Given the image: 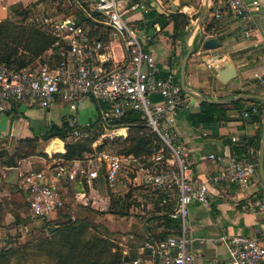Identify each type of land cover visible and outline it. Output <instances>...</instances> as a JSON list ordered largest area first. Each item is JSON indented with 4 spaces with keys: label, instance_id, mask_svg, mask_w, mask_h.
Segmentation results:
<instances>
[{
    "label": "built area",
    "instance_id": "obj_1",
    "mask_svg": "<svg viewBox=\"0 0 264 264\" xmlns=\"http://www.w3.org/2000/svg\"><path fill=\"white\" fill-rule=\"evenodd\" d=\"M24 1L36 3L41 0ZM73 1L91 9L94 15L84 13L110 29L124 50L123 61L117 66L106 64L111 57L107 52L109 43L91 38L88 29L72 19L33 12L28 17L30 22L54 37L55 55L50 61L40 62L34 67L13 69L0 62V111L7 109L11 101L24 99L35 101L43 109L61 100L68 110L74 111L90 97L100 103L96 110L100 129L92 146L106 138L126 136V126L112 125L127 110L138 111L162 144L148 157L149 164L135 167L140 170L143 183L164 192L165 196H173L168 216L178 219L179 228L177 234L142 240L137 248L138 255L124 258L120 264H194V254L186 236L189 205L207 201L208 183L236 184L241 189L246 188L250 178L256 174L255 161L250 157L237 158L211 152L205 158L218 164L219 169L207 180L195 176L191 172L195 158L189 156L188 147L173 131L178 111L187 107L188 100L174 73L170 70L162 73L147 46L158 28L147 32L126 19L132 12L146 15L150 7L147 0ZM223 6L239 20L245 34L256 29L258 0H223ZM219 13L218 9L213 10L214 17ZM255 44L264 52V35ZM249 76L264 88V68L251 70ZM153 95L158 99L154 100ZM249 112L256 113L257 107L250 106ZM241 114L246 116L248 111ZM69 125L72 126L71 136L88 135L86 130L78 128L81 125L74 117L69 120ZM120 128L126 132L119 133ZM61 145L62 151L47 153L48 157L42 164L16 173L12 178V182L23 191L32 217L51 219L63 206L64 192L70 183L82 181L87 189H94L91 182L102 177L107 186L115 189L118 185L127 187L131 180L136 179L127 172L121 177L123 164L135 160L131 155L103 148L85 152L81 159H64L61 156L64 152L62 142ZM239 204L245 210L263 212L264 191L242 196ZM70 218L74 217L70 215ZM211 241L225 243L227 264H264V235L257 237L224 232Z\"/></svg>",
    "mask_w": 264,
    "mask_h": 264
},
{
    "label": "crops",
    "instance_id": "obj_2",
    "mask_svg": "<svg viewBox=\"0 0 264 264\" xmlns=\"http://www.w3.org/2000/svg\"><path fill=\"white\" fill-rule=\"evenodd\" d=\"M17 1L19 0H0V19L6 16L10 6H12L11 4ZM203 1L147 0L150 7L146 15L132 12L127 15L126 19L147 32L154 31L155 27L158 28L151 35L147 46L161 67L162 73L170 70L178 81L179 63L185 52L186 43L192 39L195 49L191 50L185 62L183 78L185 86L201 93L205 98L240 96L236 98L239 99V102L231 103L236 99L224 102L226 103L224 119L193 125L190 123L189 113L198 109L200 99L196 92H189L185 94L188 105L178 111L173 125L175 135L186 144L189 156L195 158L191 172L202 180H207L211 174L219 169L218 164L205 158L207 153L229 154L237 158L250 157L255 161L256 174L250 178L246 188L241 189L236 184L208 183L207 201L205 203L192 202L189 205L187 217L189 229L186 231V236L189 248L194 254V264H227L225 243L211 241V238L224 232L242 233L257 237L264 235V211H248L241 208L239 204L242 196L255 195L264 191V185L259 178L256 164L259 148L262 147L264 173V88L249 76L251 70L264 68V52L255 44L257 39L264 35V0H258L259 9L255 13L256 29L248 34L244 33L239 20L224 9L223 0H208L199 25H194ZM67 2L74 1L67 0ZM214 9H218L220 12L217 17L213 16ZM170 13H182L187 17V22L183 26V33L175 39L171 38L172 20L169 18ZM58 17L73 20L72 15ZM160 22H164L163 26ZM206 24H208V31H205ZM193 27L194 31L188 36V31ZM208 37H215L219 41V45L210 49L202 48V50L200 44ZM196 38H198L197 46H195ZM106 42L109 43L107 52L111 54L108 60L109 65H119L124 59V50L119 40L111 31H108ZM213 54H218L219 58L212 60ZM52 57H49L48 60L50 61ZM224 59H228L234 66L235 76L223 83L215 77L214 66ZM45 60L40 58V62H45ZM208 62L210 66L207 65ZM152 98L157 100L158 96L153 95ZM88 103L94 105L93 115H86L82 119H80V115L79 117L74 115L77 110L85 109ZM53 104H56L57 107H63L62 118L69 121L74 117L78 124L82 125L90 124L94 120L97 104L100 103L89 97L80 103L74 111L68 110L65 102L61 100H57L51 105ZM31 105L22 101H11L7 109L0 111V149L12 151L18 138L32 134L39 135L49 124L60 123V121L49 122L43 128L42 126H33L29 119L17 114L25 115L26 107ZM35 105L40 108L37 104ZM252 105L257 107L256 113L249 112V107ZM50 106L40 109L44 111ZM244 110L248 111L246 116L241 114ZM118 132L124 134L126 129L120 128ZM61 142L58 138L50 140V144L53 143L57 149L62 147ZM28 157L18 159L15 166H6L0 163V220L2 222H9L15 207L19 203L16 202L18 196L14 184L11 182L12 178L16 176V173L23 172V169L24 171L29 169V162L33 157L38 158L34 160L41 162L40 164L45 161L40 155L35 156L33 154L29 157H32L31 159ZM131 185L135 184L131 183ZM96 189L97 187L87 189L91 198L95 194L97 197L100 196ZM148 217L149 215L140 222L137 231H128L123 235L126 242L120 249L125 255V259H131L138 255L137 248L141 241L146 239L139 236L157 234L162 229L157 221L149 220ZM10 226L8 225L9 228ZM4 229V226H0V231H5Z\"/></svg>",
    "mask_w": 264,
    "mask_h": 264
},
{
    "label": "trees",
    "instance_id": "obj_3",
    "mask_svg": "<svg viewBox=\"0 0 264 264\" xmlns=\"http://www.w3.org/2000/svg\"><path fill=\"white\" fill-rule=\"evenodd\" d=\"M68 3L63 9L67 12L66 15H72L77 24L87 28L91 38L99 39L105 43L110 29L94 21L90 17L94 13L83 3ZM84 12H91L89 13L90 16H87ZM46 13L54 15L49 11ZM158 15L162 16L163 14ZM169 18L172 20L171 38L175 39L183 33V26L187 22V17L182 13H170ZM160 24L163 26L164 22H160ZM207 25L205 31L209 30ZM53 42L54 37L52 35L31 22L16 25L7 17L0 19V62L8 67L13 69L24 66L34 67L40 63V58L49 61L48 58L55 55ZM48 50H50V53L47 54ZM106 64H109V62ZM236 102H239V99L231 101V103ZM225 108L226 103H215L200 99L198 109L189 113L190 123L196 125L216 119H224ZM114 123L115 125L112 126L127 127L126 136L106 138L92 146V142L100 129V120L97 113L89 125L78 126L80 130L88 132L87 136H71L72 126L69 125L68 119L62 118L60 123L49 124L39 135L32 134L18 138L12 151L0 149V163L6 166H15L18 159L33 154L44 155L43 152L36 151V142L40 139L49 141L58 138L63 143L64 152L61 156L64 159H81L85 152L109 146L116 153L134 157L135 160L129 162L130 165L142 164L146 166L149 164L148 157L162 143L156 133L140 118L138 111L127 110ZM129 175L132 176V173ZM96 181L98 183L103 182L106 187L108 200L105 203V209L112 214L126 216L130 213V207L150 204L148 218L157 221L162 229L157 234H145L140 237L160 238L168 234L178 233V219L168 216L173 204L172 195L165 196L164 192L151 188L146 184L131 185L130 183L126 190L121 192L107 186L102 177H99ZM96 181L91 182L93 186ZM84 186L87 189L85 183ZM134 191L141 193L142 201L138 200L134 195ZM163 198H165L164 201H162ZM40 228L43 233L35 240L26 241L18 246L0 247V264H7L13 257L23 261L30 260L33 264H40L42 260L44 264H120L125 258L118 245L109 239L110 233L105 228L102 232L98 231L97 225L91 223L85 216L70 218L69 214L58 210L51 219L43 220Z\"/></svg>",
    "mask_w": 264,
    "mask_h": 264
},
{
    "label": "rangeland",
    "instance_id": "obj_4",
    "mask_svg": "<svg viewBox=\"0 0 264 264\" xmlns=\"http://www.w3.org/2000/svg\"><path fill=\"white\" fill-rule=\"evenodd\" d=\"M68 4L69 3L67 2V0H60V1L41 0L40 2H36V3L19 0L11 4L12 6H10L9 8L8 11L9 13L7 12L5 17L10 19V21L15 23L16 25H21L25 23H30L28 17L33 12H38V11L44 13L49 11L56 16H67L66 15L67 12L63 9ZM197 44H198V38H196L195 40V46H197ZM185 94L187 93L185 92ZM22 102L29 103L32 105L26 107L25 115L21 113H17V114L21 117H25L29 119L30 124H32L35 127L37 125V126H42L43 128L45 124H48L49 122H59L60 119L62 118L61 117V114L63 113L62 106L57 107L56 104H53L47 110L43 111L42 109L38 108L35 105L36 103L33 100L24 99L22 100ZM93 111H94V105L92 103L91 104L88 103V105L85 106V109L77 110L76 113H74V115L77 117H79L80 115V119H82L85 118L86 115L89 116L93 115ZM105 148L112 149L109 146H106ZM35 149L36 151H40L44 153V155L35 154V156L40 155L41 157L45 158L48 157L47 153H50L52 150L61 151L62 147L60 149H57L54 147L53 143L50 144V140L48 141V140L40 139L39 141L36 142ZM29 157L28 159L32 158ZM34 159H38V158L33 157L30 160L29 169L36 168L38 164L40 165L41 162L40 163L36 162V160ZM22 171H24V169ZM125 172H127L128 175L132 173V175L136 177L135 180L130 181L131 183L135 185H139V184L145 185V183H143L140 179V170L138 169V167L130 165L129 163L128 164L124 163L121 171V177L125 174ZM13 184L16 188L15 189L16 195L18 196L16 202L19 203L18 206L15 207L14 214L10 218L9 222H2V220H0V226H4L5 228L4 229L5 231H0V247L18 246L26 241H31L39 238L43 233V231L40 228V224L43 220L38 217H32L29 214L28 208L26 204H24L25 199H24L23 191L20 190L17 184L15 183ZM94 186L97 187L96 191L100 193V196L98 195L97 197V195L95 194V196L91 198L82 181L70 183L67 186L66 191L64 192L65 193L64 203L63 206L59 209V211L66 212L67 214L72 215L73 217L85 216L87 219L91 221V223L97 225L98 231L102 232V230L105 228L110 233L109 239L114 244H117L119 248H121L122 245H124V242H126L125 241L126 239L124 238L123 235L128 231L134 232L138 230L140 222L147 215H149L148 210H150V204L147 203L146 205L143 204V206L138 205L136 207H130L129 208L130 213L128 215L123 217L118 216L116 214L110 213L109 211H106L105 209L106 207L105 203L107 202L108 199L106 194V187L103 184V182L102 183L97 182V184H95ZM127 187L123 188L118 185L116 186L115 189L117 191L124 192ZM136 192L137 191H134V195H136L138 200L142 201L143 197L141 196V193L139 194L138 192L137 193ZM8 225H11L12 227L10 226L9 228ZM7 264H33V263H31L30 260L23 261L22 259L13 257L11 258V261L8 262ZM40 264H44L43 260L40 262Z\"/></svg>",
    "mask_w": 264,
    "mask_h": 264
},
{
    "label": "water",
    "instance_id": "obj_5",
    "mask_svg": "<svg viewBox=\"0 0 264 264\" xmlns=\"http://www.w3.org/2000/svg\"><path fill=\"white\" fill-rule=\"evenodd\" d=\"M207 3H208V0L203 1L202 7L200 9L199 15L197 16V18L195 20L194 25H199L204 13H205ZM193 31H194V27L190 31H188V33H187L188 36L191 35ZM164 33H166L165 30H164ZM218 45H219V41L215 37H208L201 42L200 47L203 49H210V48H213V47L218 46ZM192 48H193V44H192V39H191V41L186 43L185 52L182 55L180 63H179L178 83H179V86L182 89V91H184L186 93L196 92L199 95L198 96L199 99H203V100L215 102V103H224L226 101H230L231 99H236V98L240 97V96H235V97H223V98H205V97H203V95H201V93L195 91L192 88L185 86L184 79H183L184 78V66H185L186 59L189 56ZM211 57H212V60H217L219 58V55L213 54ZM214 70L216 72L215 77L223 83L235 76V68L229 62L228 59H224V60L219 61V63H217L214 66ZM256 164H257V171H258L259 178L261 179V181L264 185V173H263V167H262V147L259 148Z\"/></svg>",
    "mask_w": 264,
    "mask_h": 264
},
{
    "label": "bare ground",
    "instance_id": "obj_6",
    "mask_svg": "<svg viewBox=\"0 0 264 264\" xmlns=\"http://www.w3.org/2000/svg\"><path fill=\"white\" fill-rule=\"evenodd\" d=\"M51 150H52V149H51ZM62 150H63V149H62ZM62 150H61V151H62ZM52 151H55V150H52ZM59 152H60V151H59Z\"/></svg>",
    "mask_w": 264,
    "mask_h": 264
}]
</instances>
